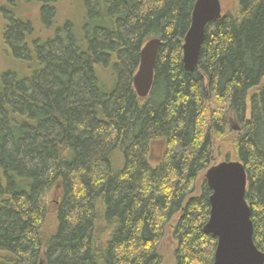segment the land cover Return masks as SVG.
<instances>
[{"label":"trees","instance_id":"trees-1","mask_svg":"<svg viewBox=\"0 0 264 264\" xmlns=\"http://www.w3.org/2000/svg\"><path fill=\"white\" fill-rule=\"evenodd\" d=\"M61 1L0 0V264H160L166 227L174 264H213L200 174L217 142L244 165L264 253V0H236L207 25L191 73L196 0H78V23L55 20ZM29 2L46 36L18 15ZM151 39L162 46L139 98Z\"/></svg>","mask_w":264,"mask_h":264},{"label":"water","instance_id":"water-1","mask_svg":"<svg viewBox=\"0 0 264 264\" xmlns=\"http://www.w3.org/2000/svg\"><path fill=\"white\" fill-rule=\"evenodd\" d=\"M221 17L220 0H196L182 46L186 72L191 73L197 67L207 25ZM161 46L160 39H151L140 51L138 69L133 76V88L139 98L147 97L152 89ZM205 181L211 195L209 218L203 231L216 239L213 264H264V253L253 243L250 208L245 199L244 165L239 161L220 162L206 171Z\"/></svg>","mask_w":264,"mask_h":264},{"label":"rangeland","instance_id":"rangeland-1","mask_svg":"<svg viewBox=\"0 0 264 264\" xmlns=\"http://www.w3.org/2000/svg\"><path fill=\"white\" fill-rule=\"evenodd\" d=\"M4 1V0H3ZM222 14L230 11L236 5V0H220ZM39 4L36 2H29V3H20V7L18 9V15L22 19L30 20L34 26L35 33L40 34L42 36H46L48 31H45L44 26L42 24L40 15H39ZM83 9L81 3L78 0H65L61 1L56 6V21L57 22H64L66 19L72 21L73 23H78L80 18L82 17ZM1 49V37H0V69H3L7 66L6 60L3 59L4 56L2 55ZM237 130V128H236ZM233 131H235L233 127ZM231 146L229 142L221 144L217 142L214 145L213 151V162L212 166L217 165L220 162L225 160L235 161L233 155L227 158L228 152H230ZM232 152V151H231ZM157 156V155H154ZM210 166V167H212ZM206 171L200 174V178H205ZM200 182L198 183V185ZM199 188V187H198ZM197 188V189H198ZM198 192V191H197ZM49 198L53 200L57 199V192L52 191L48 195ZM53 210V206L49 205V211ZM176 242L172 237L171 227H166L163 236L160 238L158 242V253L161 256L160 264H174V252L176 250Z\"/></svg>","mask_w":264,"mask_h":264}]
</instances>
